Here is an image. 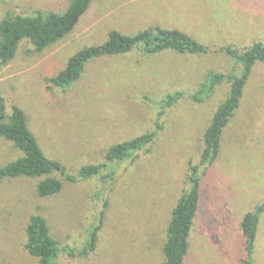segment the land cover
Wrapping results in <instances>:
<instances>
[{
  "label": "rangeland",
  "instance_id": "374dc122",
  "mask_svg": "<svg viewBox=\"0 0 264 264\" xmlns=\"http://www.w3.org/2000/svg\"><path fill=\"white\" fill-rule=\"evenodd\" d=\"M72 0H0V22L37 11L63 13ZM179 29L204 45L203 55L141 50L89 63L67 90L46 82L86 47L101 45L111 31L129 36L146 29ZM264 43V0H95L75 30L42 53L23 42L13 62L0 66V91L8 106L22 108L47 156L78 173L103 163L110 147L156 129L155 143L116 166L115 179L65 183L56 196L40 198L38 179L0 182V263L40 264L25 250L32 215H42L62 247L76 252L104 212L99 242L86 255L61 254L57 264H162L171 211L198 166L203 135L230 84L195 101L212 74H242L223 48L239 52ZM172 93L183 96L163 109ZM21 157L0 138V166ZM264 202V62L245 86L241 104L224 131L218 159L201 176V200L185 264H242L240 222ZM254 259L264 264V214Z\"/></svg>",
  "mask_w": 264,
  "mask_h": 264
},
{
  "label": "trees",
  "instance_id": "16d2710c",
  "mask_svg": "<svg viewBox=\"0 0 264 264\" xmlns=\"http://www.w3.org/2000/svg\"><path fill=\"white\" fill-rule=\"evenodd\" d=\"M95 0H72L63 13L37 11L33 15H9L0 22V66L13 62L20 45L29 42L35 52L42 53L66 39L78 26ZM141 50L145 56H154L166 51L180 54L203 55L208 49L185 32L178 29L156 27L138 32L133 36L113 30L101 45L86 47L75 54L65 67L53 77L46 78L52 87L67 90L83 75L86 66L92 61L126 55ZM230 58L242 66V74L226 77L212 74L192 95L198 102L204 101L213 93L217 85L227 80L230 89L226 99L215 111L203 135V149L198 166H191L187 178L188 188L184 191L171 211L166 229L165 243L162 249V264H185L190 251V239L194 221L201 200V176L214 163L220 154L224 131L241 104L245 86L258 63L264 62V43H255L242 52L232 48H223ZM183 95H167L161 105L163 109L174 106ZM160 124L156 129L131 140L109 148L103 163L86 165L78 173L71 172L61 161L45 154L35 134L29 127L26 112L18 105L8 106L0 91V138L13 144L21 157L0 166V182L18 179H38L37 194L40 198L58 195L65 183L99 178L102 183H111L115 179L116 166L134 159L156 142ZM264 214V202L254 211L246 213L241 222L245 259L242 264H256L254 259L256 239L261 216ZM104 212L98 225L89 232L84 247L75 251L62 247L51 233L48 221L42 215H32L26 228L25 250L40 264H57L61 254L71 256L76 253L86 255L94 252L99 242V232L103 225ZM1 264V263H0Z\"/></svg>",
  "mask_w": 264,
  "mask_h": 264
},
{
  "label": "crops",
  "instance_id": "0c3cea01",
  "mask_svg": "<svg viewBox=\"0 0 264 264\" xmlns=\"http://www.w3.org/2000/svg\"><path fill=\"white\" fill-rule=\"evenodd\" d=\"M165 29H167V28H165ZM179 30V29H178Z\"/></svg>",
  "mask_w": 264,
  "mask_h": 264
}]
</instances>
